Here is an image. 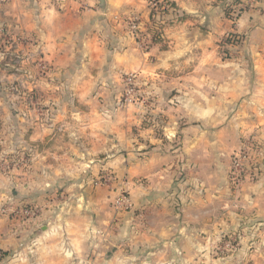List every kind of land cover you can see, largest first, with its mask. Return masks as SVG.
Listing matches in <instances>:
<instances>
[{
	"label": "crops",
	"instance_id": "crops-1",
	"mask_svg": "<svg viewBox=\"0 0 264 264\" xmlns=\"http://www.w3.org/2000/svg\"><path fill=\"white\" fill-rule=\"evenodd\" d=\"M43 1L38 9L34 3L27 10L21 7L23 0H9L8 6L0 4V31L13 38L24 33L38 39L40 47L47 49V61L61 72L59 75L71 68V84L66 88L79 120L65 121L66 109L67 116L62 120L58 121L57 116L47 122V136L45 131L30 132L29 127L23 139L38 150L36 157H47V193L80 192V196L84 167L90 169V177L114 167L115 156L109 147L110 137L113 146L115 143L114 129L102 134L98 130L103 124L98 120L84 121V112L88 116L97 112L95 99H89L93 94H87L86 88L101 77L104 50L113 48L115 52L111 67L146 78L165 77L167 70L186 68L187 72L177 75L181 84L173 82L172 86L182 91L204 90V102L209 98L211 101L214 88L216 97L222 95L220 92L223 97H249L238 112H254L251 123L264 125V0H166L174 5L181 20L165 31L164 46L153 43L147 50L126 32L125 25L127 17L133 15L145 21L150 0H104L106 6L100 4L103 0ZM225 1L239 7L233 20L223 13ZM227 36L239 43L226 42ZM220 47L231 52L228 64L220 60ZM78 66L80 72L74 73ZM236 71L243 74L242 79L234 77ZM3 80L2 75L0 83ZM239 81L244 83L241 88L236 85ZM231 87L241 92L227 94L226 89ZM60 91L66 95L64 86L51 91L58 107ZM187 107L188 112L211 109L193 104ZM87 129L90 131L85 134ZM103 152L107 161L96 162L98 153ZM149 155L129 172L134 208L122 213L121 218H113L103 198L86 202L92 210L90 218L79 217L78 204L74 202L68 216L57 211L55 216L47 215V226H52L47 230V242L59 241L58 245H47V264H53L52 258L57 257L72 260L63 264H84L88 256L96 257L92 264H264V189L243 186L236 196L226 185H219L216 171L194 174L195 170H189L184 187L174 182V170L162 168L168 163L165 158ZM224 155L220 152L219 158ZM5 185L6 180L0 176V204ZM227 198L236 199L233 202ZM6 222V218H0L1 248L17 244ZM237 225L242 231H238L241 245L235 257L240 261L230 263V258H215L213 245L223 232ZM245 226L253 230L249 227L246 232ZM59 227L63 229L61 233ZM242 256L248 257L244 263Z\"/></svg>",
	"mask_w": 264,
	"mask_h": 264
},
{
	"label": "rangeland",
	"instance_id": "rangeland-1",
	"mask_svg": "<svg viewBox=\"0 0 264 264\" xmlns=\"http://www.w3.org/2000/svg\"><path fill=\"white\" fill-rule=\"evenodd\" d=\"M162 1L148 2L149 11L145 21L135 15L127 17L126 32L144 50L153 43L165 44V31L181 20L182 16L176 14L175 7ZM41 2L44 1L23 0L21 7L27 10L36 3L38 9ZM45 2L48 3V0ZM0 4L8 6L9 0H0ZM100 4L106 6L104 0ZM239 11L237 3H223V13L230 20ZM131 22L138 27L134 33ZM12 36L0 31V76L4 78L0 83V176L7 182L4 201L0 204V218L7 219V227L12 228L10 233L17 244L0 247V264H47V245L59 244L58 240L47 242V230L52 228L47 226V215L55 216L54 212L57 211L68 216L67 213H72L70 206L75 207L74 203L78 204V216L82 218H90L92 213L86 202L101 198L107 199L113 218H121L122 213L131 212L134 208V186L129 172L146 161L150 153L156 158H165L168 163L162 168L174 170V182L184 187L187 186L189 170H195L194 174L216 171L219 185H226L236 196L243 186L264 189V125L251 123L255 118L254 112H238L240 105L245 104L244 100L248 102L249 97H223V92L216 97L214 88L211 101L209 98L204 102V90L188 88L189 91H182L172 86L173 82L180 83L177 75L187 72L186 68L175 67L167 70L165 77L153 78L134 72L124 73L111 67V58L115 53L111 48L103 52L105 64L101 77L86 88L87 94H93L89 99H95L97 108L100 107L98 110L96 108V115L88 116L84 112V121L98 120L103 124L98 130L102 134L114 129L115 143L113 146L110 137L109 146L110 153L115 156L114 167H108L93 177L89 176L90 169L84 167L82 196H78L80 192L47 193V157H36L38 150L27 145L23 139L29 131H45L46 134L47 122H53L57 116L58 121L62 120L66 109L69 111L68 120L64 118L65 121L79 120L66 88L71 84L68 79L72 72L67 67L66 72L59 75L61 72L47 61V49L40 47L38 39L36 41L24 33L14 38ZM235 42L239 43V40ZM219 57L223 65L228 64L230 50L220 47ZM80 70L81 66H78L74 73ZM129 74L133 75L130 84L125 80ZM234 77L242 79L243 74L236 71ZM228 84L227 81L226 86ZM236 85L241 88L244 83L239 81ZM62 86L66 95L63 96L60 91L58 107L51 91ZM226 92L240 93L241 89L231 87ZM190 103L201 109H211L208 112H188L186 109L187 105H192ZM43 147L47 151V145L43 144ZM220 152L225 154L221 159ZM104 154L98 153L95 161H107ZM102 175H108L109 180L103 182ZM123 195L130 198L131 210L121 211L116 204ZM231 199L227 198V201L234 202L236 198ZM249 227L252 229L245 226L244 231ZM240 229L241 226L237 225L236 229L221 234L213 245L212 255L215 258H230V263L240 261V257H235L241 245L238 236V231H242ZM62 230L59 227L58 232ZM52 259L53 264L54 261L58 264L72 262L71 259L59 257ZM95 259V256L85 257L84 264H92ZM241 259L244 263L248 257L242 256Z\"/></svg>",
	"mask_w": 264,
	"mask_h": 264
},
{
	"label": "built area",
	"instance_id": "built-area-1",
	"mask_svg": "<svg viewBox=\"0 0 264 264\" xmlns=\"http://www.w3.org/2000/svg\"><path fill=\"white\" fill-rule=\"evenodd\" d=\"M151 2L149 3L150 6ZM131 31L134 33V31L138 28L136 26V24L134 22H131ZM227 38H231L230 36H227ZM126 82L128 84H130V82H132L133 80V75L129 74L126 78H125ZM130 89V88H129ZM103 180V182H105L106 180H109V176H103L101 178ZM116 204L119 205V208L121 209V211H127V210H131L132 208V203L130 201V198L128 196L123 195L120 199H118V201H116ZM3 212V211H1ZM25 213L27 214L28 212L25 211Z\"/></svg>",
	"mask_w": 264,
	"mask_h": 264
},
{
	"label": "trees",
	"instance_id": "trees-1",
	"mask_svg": "<svg viewBox=\"0 0 264 264\" xmlns=\"http://www.w3.org/2000/svg\"><path fill=\"white\" fill-rule=\"evenodd\" d=\"M162 2H165V4H168L170 7H174V5L172 4V3H170V2H168V1H166V0H163ZM151 16H152V14H151ZM236 39L235 38H233V36H231V38H227V40H226V42H234Z\"/></svg>",
	"mask_w": 264,
	"mask_h": 264
}]
</instances>
